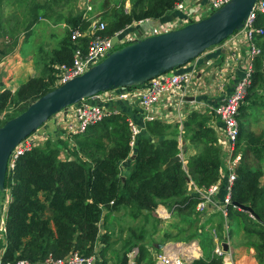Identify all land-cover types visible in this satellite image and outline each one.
<instances>
[{
	"label": "trees",
	"instance_id": "16d2710c",
	"mask_svg": "<svg viewBox=\"0 0 264 264\" xmlns=\"http://www.w3.org/2000/svg\"><path fill=\"white\" fill-rule=\"evenodd\" d=\"M181 0H129L130 8L125 9V0L111 2L104 0L103 12L106 34H113L127 25L145 19H159ZM111 3V5H109ZM65 23L68 27L86 28L89 22L81 13L69 12ZM256 25L264 28V13L258 14ZM123 46V45H122ZM74 44L69 30L60 44L51 51L53 62L70 64ZM121 47V46H120ZM263 57L254 61V73L244 101L256 93L257 84L264 82ZM53 76L30 77L12 94L9 90L0 92V111L13 107L12 118L22 112L31 102L56 87ZM139 86V85H137ZM136 87V86H132ZM248 104H241L238 122V148L243 154L235 170L232 185V202L249 206L258 219L249 218L246 233L259 237L256 243V258H264V185L261 184L262 170L252 164L264 158V136L248 131L244 126ZM181 136L199 148L186 164L176 161L170 166L166 162L180 153L178 148L179 124H165L159 120H149L131 149L130 132L126 116L111 115L86 130L73 136L74 147L69 155L59 158L62 147L67 142L58 139L47 140L25 152L16 161L12 171L6 174L4 190L0 192L1 212L5 221V235L0 238V249L4 247L2 261L18 258L43 259L48 255L63 257L71 251L83 255L95 252L98 244V259L94 264H128L127 254L142 236L133 234L135 243L127 241L121 251H115L116 261L109 262L106 253L113 244L108 232L99 234V222L103 210H129L132 218L143 215L145 220L156 227L158 219L150 212L159 205L174 206L175 216L189 220L188 229L179 222L170 224L177 229L176 235L165 232L164 239L180 236V240L197 238L202 249L206 245L201 231H197L192 218L199 196L187 192L189 181L202 189L225 178L221 174V148L217 144L215 131L208 125L205 113L191 111L182 121ZM242 143V144H241ZM253 159V161H252ZM128 160L122 174L120 162ZM9 201L3 211L5 195ZM228 216L239 215L243 211L228 205ZM144 210L149 213L144 214ZM246 212V211H245ZM134 264H146L152 260L144 244H138ZM188 264H223L215 254L193 259Z\"/></svg>",
	"mask_w": 264,
	"mask_h": 264
},
{
	"label": "crops",
	"instance_id": "0c3cea01",
	"mask_svg": "<svg viewBox=\"0 0 264 264\" xmlns=\"http://www.w3.org/2000/svg\"><path fill=\"white\" fill-rule=\"evenodd\" d=\"M116 1L118 0H111L112 3ZM205 1L206 0H187L186 6L196 9L198 8V4L200 5ZM60 2L61 0H0V92L9 90L14 94L20 85L30 77H48L50 75L54 77L56 66L59 63H52L51 51L60 44L61 39L68 30V26L65 23L67 15L63 16L55 11L53 12L51 8H56L59 6ZM103 2L104 0H92L94 9L99 14L103 12ZM125 4V8L128 10L130 8L129 0H125ZM46 5L51 9L47 10ZM109 5H111V3H109ZM184 13V10L172 9L159 19H145L141 23H135L136 36L146 37L158 34L156 32L163 22L176 16H182ZM13 18L15 19L13 20ZM23 26L26 30H23ZM258 43L264 51V36L258 40ZM246 44V38L244 34L240 32L228 37L220 44L206 49L197 58L184 66L187 70L194 69L196 71L195 77L191 82V84H193L192 90L188 93H184V86H181L179 89L180 92L185 94L186 104H184V107L178 110L173 102L168 100L151 112L154 117L153 120H159L170 125L179 124V134L177 136L178 148L185 169L188 159L195 155L199 151V148L195 147L188 139L181 136V123L188 113L196 110L206 114L208 117V125L213 129L221 125V122L215 116L214 108L231 92L234 82L241 75V65L239 66L235 59L238 57H245ZM262 57V59H264V55ZM221 66L225 67L224 71L219 68ZM229 66H232V72L223 76L224 72L228 71ZM256 86L257 91L252 96L253 98L251 97L253 101L248 103L245 116V128L247 129V127H249L250 130H247L251 132L254 130L253 122L257 120L261 122L262 118L264 119V105L255 100V96H261L262 93L264 94V82L262 85L257 84ZM191 97L192 99H190ZM137 103L136 98H130L127 100L112 101L109 102L108 105L117 108L122 115L130 118L137 125L143 126L142 132L144 131L146 133L145 124L149 120L145 119V113L143 109H140ZM251 108L252 112H250ZM162 112L170 113L169 117H161ZM40 132L45 135L46 138L44 140L48 138L52 141H54L53 139L58 140L57 119L51 117L42 125ZM72 147H74V143ZM65 148L66 147H62L60 149V152H63L59 155V158H65L69 155L70 148L68 152L64 151ZM221 151L220 171L222 172L221 174L224 175L226 170L224 167L226 154L223 150ZM262 161H264V159ZM126 163H128V160H124L119 164L122 174L125 171L124 168ZM262 176L264 177V171ZM263 183L261 184L263 185ZM214 185L218 186V191L211 197V202L208 204L206 210L199 213L195 209L194 214H192V218L195 219L196 226H198L197 231H201V234L207 235L209 248L206 252L202 249L197 238L180 240L182 239L180 236H174L173 239H164L165 232L171 235L177 234V229L170 227L171 223L177 222L172 218L176 211L173 206L169 207L159 204L164 208H169L171 211L170 217L164 220L158 218L154 211L150 212L153 218L160 220L156 223L158 224L156 228H153L152 225L145 220L143 215L132 218L129 210L124 207H121L119 211L113 212L103 210L102 218L99 222V234L108 232L109 235H111V242L120 245L121 248L127 241H131L133 245L135 243L133 234H140L142 239L139 240L137 244L133 245L131 250L136 249L138 252V244H144L152 258L153 264H161L160 261L156 260L155 256L167 252L170 245H177V252H190L191 241H195L198 247V251H196L197 257L195 258H199L204 254L211 255L214 246L222 242L226 244L227 250H232V255L230 257L222 258L223 264H264V258L261 262L256 259L255 252L252 248L247 251L246 249H242L250 245L246 244L245 240V235L247 234L245 226L249 222V214L243 211L239 215L227 216L224 218L218 207L219 201L223 195V186H220V181H217ZM203 191L204 190L197 187L193 181H189L187 185L188 193L198 195V193H202ZM108 213H113L115 217L122 218V228L117 230L118 238L114 236L115 224L117 222L109 225L107 223ZM147 213L149 212L144 211V214ZM234 217L238 220L233 224ZM162 222H164V224H162ZM163 225H167L171 230L168 231L164 229ZM254 237L258 241V236L254 234ZM98 245L99 247L101 246V244ZM159 245H162V248H160ZM98 250L99 248L96 247L95 251L97 254ZM115 261L116 259L112 262ZM109 262L111 261L109 260Z\"/></svg>",
	"mask_w": 264,
	"mask_h": 264
},
{
	"label": "built area",
	"instance_id": "2783aa9c",
	"mask_svg": "<svg viewBox=\"0 0 264 264\" xmlns=\"http://www.w3.org/2000/svg\"><path fill=\"white\" fill-rule=\"evenodd\" d=\"M186 1L187 0H181L173 7V9L184 10L185 13L182 16H176L163 22L156 33L172 31L191 22L198 21L223 6L229 0H206L204 3L198 4V8L196 9L188 8L186 6ZM80 13L81 17L89 22V24L86 28H80L79 26L68 27L70 40L75 46L73 49L72 62L70 64H57L54 74L55 86H59L83 74L91 66L103 60L107 54L117 49L116 45L120 47L144 37L136 36L134 25L144 20L135 21L111 35L106 34V22L101 19L100 14H94L92 0H81ZM260 13H264V0L255 1L243 23V27L230 35L232 36L240 32L244 34L247 41L245 48L246 55L244 58L238 57L235 59L237 64L239 66L241 65L242 73L234 82L231 92L214 108L215 116L221 122V125L214 128V131H216L217 144L226 154L225 162L223 161L226 169L225 181L222 185L223 195L218 205L219 211L224 218L228 216V205L231 204L237 209L239 208L233 204L231 199L232 185L236 176L235 170L241 157L240 153L236 150L239 135L238 115L240 105L244 101L255 71L254 61L256 58L264 55V51L258 43V40L264 36V28L260 25H256V18ZM113 37L117 38L116 42L112 41ZM185 65L157 75L146 83L136 87H120L97 93L75 104L69 105L65 109L54 114L52 117L56 118L58 121V138L67 142L64 151L68 152V149L73 146V136L83 134L88 127L101 122L108 116L121 114L117 108L109 106V102L136 98L137 104L145 113L146 120H153L154 117L151 112L168 100L172 101L178 110L184 107V104H186L184 93H188L192 90L193 84H191V82L196 74L194 69L187 70L186 67H184ZM219 68L223 69V71L225 69V67L222 66ZM262 68H264V59L262 60ZM230 72H232V66H229L228 71H225L223 76L228 75ZM181 86H184V93L179 91ZM12 112L13 107H8L0 111V126L8 120ZM169 115L170 113H161V117H169ZM126 122L130 132L129 145L132 149L137 137L142 133L143 126L137 125L128 117H126ZM41 128L42 126L22 139L13 148L7 161V173L14 169L16 161L21 155L39 146L46 138L45 135L40 132ZM62 152L63 151H61L59 155H61ZM203 190L202 193H198L200 200L195 205V209L199 213L206 210L208 204L211 202V197L218 191V186L213 184L209 188ZM8 201L9 194L6 204ZM154 213L158 218L164 220L170 217L171 211L169 208L158 205L154 209ZM247 213L253 218L249 212ZM4 235L5 221L2 216L0 217V238L3 239ZM177 251V245H170L167 252L157 254L156 260L160 261L161 264H188L193 259H196L198 247L195 241H191L190 252L184 253ZM3 252L4 247L0 249V264H94L98 259L96 251L89 255H83L78 251H71L63 257L48 255L39 260L18 258L14 261L3 262ZM137 253V250L133 249L127 254L128 264H134ZM213 254L221 258H227L232 255V250H224L223 243L221 242L214 246Z\"/></svg>",
	"mask_w": 264,
	"mask_h": 264
},
{
	"label": "water",
	"instance_id": "95a60500",
	"mask_svg": "<svg viewBox=\"0 0 264 264\" xmlns=\"http://www.w3.org/2000/svg\"><path fill=\"white\" fill-rule=\"evenodd\" d=\"M255 1L229 0L198 21L125 44L83 74L54 87L6 120L0 126V192L4 190L7 161L13 148L54 114L97 93L142 85L157 75L187 64L240 30ZM112 41L116 42L117 38L113 37ZM176 161H181L180 153L171 157L165 167ZM233 204L258 219L249 206ZM223 248L227 250L226 244Z\"/></svg>",
	"mask_w": 264,
	"mask_h": 264
},
{
	"label": "rangeland",
	"instance_id": "374dc122",
	"mask_svg": "<svg viewBox=\"0 0 264 264\" xmlns=\"http://www.w3.org/2000/svg\"><path fill=\"white\" fill-rule=\"evenodd\" d=\"M79 3H80V0H61V2H60V4H59V6H57L56 8H53V7H51L52 8V10H53V12L55 11V12H57V13H60L61 15H67L69 12H72V13H77L78 12V10H79V12H80V9H81V3H80V6H79ZM93 4V3H92ZM77 5V6H76ZM126 5V4H125ZM124 5V6H125ZM94 7V6H93ZM49 6H47L46 5V9L48 10V9H51ZM75 8V9H74ZM127 10V9H126ZM99 11V10H98ZM46 13V12H45ZM94 14H99V13H97L96 11H95V9H94ZM100 17H101V19L102 20H104L105 21V18H107V14L105 15L104 13H101L100 14ZM15 18H13V20H14ZM25 26V25H24ZM23 26V27H24ZM23 30H26L25 29V27L23 28ZM119 47V45H116V48H118ZM253 95H251V97H252ZM260 96V95H259ZM258 95L257 96H255V100H256V102H261L262 103V105H264V94L262 93L261 94V96L259 97ZM249 98L247 101H243V104L245 103V104H248L249 102H251V101H253V97L252 98ZM259 104V103H258ZM250 112H252V108H251V110H250ZM13 113V112H12ZM11 113V114H12ZM244 126H245V121H244ZM247 126V125H246ZM253 126H254V130H253V132L254 133H256V134H262L263 136H264V119L262 118V121L261 122H258V120L256 121V122H253ZM247 129H249V127H247ZM250 130V129H249ZM260 131V132H259ZM259 132V133H258ZM46 140H50V141H52L51 139H46ZM46 140H44L40 145H42V144H44V142L46 141ZM54 141H52V142H55V141H57V140H55V139H53ZM72 140H74V138H72ZM72 143H73V141H72ZM242 144V143H241ZM237 152L238 153H240V155H242L243 154V152H242V149H240V147L238 148V146H237ZM264 159V158H263ZM252 161H253V159H252ZM252 164H254L255 165V167H258V168H260L261 170H262V173H263V171H264V161H253L252 162ZM260 182L261 183H263L264 182V177L262 176L261 178H260ZM263 185H264V183H263ZM7 196H8V194H6L5 195V200H4V205H3V211H4V208H5V205H6V200H7ZM172 218L174 219V220H176L177 222H179V224L181 225V226H184L185 227V229L187 230L188 229V225H189V220L188 219H186V218H183V217H177V216H172ZM252 218V217H251ZM237 218L236 217H234V219H233V224L235 223V222H237ZM241 220V219H240ZM114 222H117L116 224H115V231H114V236L116 237V238H118V235H117V230H120V228H122V218L121 217H115L114 215H113V213H108L107 214V223L109 224V225H112ZM162 224H164V222H162ZM158 224H156V226H157ZM163 227H164V229H166V230H168V231H170L171 230V228H169L167 225H163ZM156 228V227H155ZM100 229H101V227H100ZM247 236V237H246ZM245 240H246V244H250L249 246H245V247H243L242 249H246V251L249 249H253L254 250V252H255V254H256V243H258L259 241H257L256 240V238L254 237V234H249V233H247L246 235H245ZM202 239L204 240V242H205V244L206 245H208V243H207V237H205V236H203L202 237ZM258 240H259V237H258ZM145 243V242H144ZM113 245V246H112ZM111 245V247L109 248V250L107 251V253H106V257L112 262V261H114L115 259H116V255H115V251L117 252V251H121V246L120 245H117V244H112ZM101 247V246H100ZM99 247V245H97V248H100ZM204 250V249H203ZM148 255H149V253H148ZM256 257V256H255ZM257 259V258H256ZM260 261V260H259ZM261 262V261H260ZM146 264H153V261L152 260H149V259H147L146 260Z\"/></svg>",
	"mask_w": 264,
	"mask_h": 264
},
{
	"label": "clouds",
	"instance_id": "9594fccd",
	"mask_svg": "<svg viewBox=\"0 0 264 264\" xmlns=\"http://www.w3.org/2000/svg\"><path fill=\"white\" fill-rule=\"evenodd\" d=\"M254 218V217H253Z\"/></svg>",
	"mask_w": 264,
	"mask_h": 264
}]
</instances>
